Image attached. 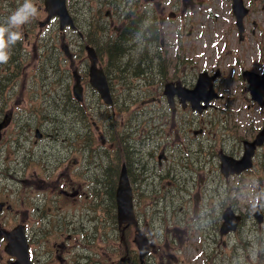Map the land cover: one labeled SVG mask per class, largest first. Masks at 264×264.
Here are the masks:
<instances>
[{"label":"flooded vegetation","instance_id":"obj_1","mask_svg":"<svg viewBox=\"0 0 264 264\" xmlns=\"http://www.w3.org/2000/svg\"><path fill=\"white\" fill-rule=\"evenodd\" d=\"M179 1L182 0H67L75 27L60 30L56 18L49 26L66 42L60 45L55 41L59 44L54 49L55 59L62 69L58 89L78 84L83 96L91 98L98 95L89 85L90 58L83 40L95 48L101 66L107 60L100 49L102 44L119 37L120 27L126 29L122 39H130L136 58L143 63L150 93L147 101L135 105L139 141L146 149L143 166L144 173L149 175L146 190L162 191L156 203L164 222L170 218L186 226L183 231L178 227L172 231L165 228L163 237H183L182 252L196 255L209 240L210 246L216 239L233 234H220L222 208L221 204L214 207L210 192L213 185L241 188L245 184L236 181L254 168L252 164L245 173L221 177L218 154L222 151L239 158L244 144L250 145L264 132V123L260 129L251 127L248 134L241 135L239 119L220 107L218 99L198 113L202 104L195 105L177 94L172 97L174 101L168 102L156 93L161 87L160 78L177 69L163 53L165 38L174 39L177 44L182 42L187 15L179 9ZM41 14L45 16L43 9ZM77 68L81 72L77 73ZM243 88L248 91L247 86ZM35 105L17 101L9 106L20 117L12 119L10 114L5 115L0 139V264H169L163 260L169 248L167 241L161 242L152 235L146 237V251L125 248L111 259L95 261L104 249L102 239L87 234L85 229H91L102 213L87 204V193L94 189L93 201L98 205L97 191L101 192L103 186L100 181L88 178L85 171L84 120H63L64 136L57 138L48 126L33 123ZM254 105L250 103L247 108ZM219 111L226 113L221 115ZM215 129L224 133L223 141L213 139ZM72 137L78 139V152H72ZM215 174L219 182H215ZM194 189L198 192L192 194ZM144 210H149V206H144ZM15 225L22 226L23 240L18 250L8 253L4 231H11ZM189 235L192 237L185 242ZM217 257L216 253L205 251L203 264H215L221 260Z\"/></svg>","mask_w":264,"mask_h":264},{"label":"rangeland","instance_id":"obj_2","mask_svg":"<svg viewBox=\"0 0 264 264\" xmlns=\"http://www.w3.org/2000/svg\"><path fill=\"white\" fill-rule=\"evenodd\" d=\"M249 1L250 0H243L244 3ZM185 2H187V0H185ZM194 7L196 10L189 17L193 22H196L193 36L196 38L194 40H198L199 71L206 70L213 72L217 68L222 70V76L218 81V85H223L225 89L238 93V97L240 98V110L239 113L235 115L239 119L240 134L246 135L249 133L251 127L259 128L261 126L262 120L259 115H264V107L262 112L258 110L256 106L248 109L243 99L244 94L241 93L243 81L239 77L241 70L240 64H243L246 68H253L257 71L258 64L254 57L255 53H244L243 57L241 55L227 57L225 54L226 47L230 45L231 41V50L239 47L241 51L235 27L236 18L231 12V0H195ZM207 13L214 16L212 17ZM253 16L255 18L254 20L259 25L256 28V34H259L258 45H262L264 56V11L262 13H253ZM32 45L33 43L31 41V46ZM218 50L222 54V59L218 57ZM223 103L228 108V113L233 115V104L227 99L224 100ZM103 136L109 138L110 134L104 132ZM254 170H256V167L249 172L242 181H236L245 184L246 188H240L241 190L239 191L228 187L232 197H240L236 205L243 211L248 208H251V211H253L255 209V203L259 199L264 203V178L260 172L255 175ZM258 177L261 178L260 181ZM215 178L219 177L216 175ZM258 185H260V190H257ZM220 188H222V186H220ZM197 192L198 191L194 189L191 193L194 194ZM218 199L219 198H216V201H218Z\"/></svg>","mask_w":264,"mask_h":264},{"label":"water","instance_id":"obj_3","mask_svg":"<svg viewBox=\"0 0 264 264\" xmlns=\"http://www.w3.org/2000/svg\"><path fill=\"white\" fill-rule=\"evenodd\" d=\"M44 8L47 12L48 18L45 22L40 23V25L48 23V21L50 20L51 17L56 16V17H58L60 29H63L67 25H71L74 27L71 16H70L68 9H67V6H66V0H44ZM101 75H103V74L101 73ZM251 77L252 78H250V80H249L251 92H252L254 98L260 99L262 97L261 95L264 94V77L258 76V78H257L256 75H253ZM89 81H91L92 85L100 91L103 100L106 103H109L110 99H107V98H109V93H108V88H107L108 86L106 84L104 75L100 78L101 83L99 82V84H98V77L95 74V72L90 73ZM254 83H255V85H254ZM169 88H171V85L166 87L165 94L168 97H171L167 92V90ZM75 89H76V86H74L72 88V93H74V91H76ZM209 90H212L211 89V78L207 77L206 80H202L200 82L199 86H197L195 89L191 90L189 92V95H191V96L196 95L197 96L198 99L195 102H200L201 100L204 101L205 102L204 108H206L208 106V102L211 99H213L214 97H216V94L214 92L212 94L213 96L209 95L210 94ZM259 143L260 144L262 143V137L261 136H258L253 141H251L250 146L249 145L246 146V152L243 156V157H245L246 160L244 159L242 164H241L240 160H235L231 156L221 155L220 156V168H221L222 173L224 175H228V173H229L228 167H233V166L239 167V165H234V164L239 163V164L243 165V164L247 163L248 157H249V155H251L253 147ZM249 148H250V150H249ZM230 172L233 173V171H230ZM115 197H116V209H117L118 220L120 222H123V223H131L134 219L133 211H132V200H131L132 199V192L130 191L129 181H128L127 175H126L124 170H122L120 175H119V180H118V183H117V186L115 189ZM258 215H259L258 213H254V217L259 222L260 218H258ZM222 218H223V220H222L221 228H220V231L222 234L226 233L227 231L236 230L238 223L240 221V216L238 214H236L230 207H227L223 211ZM6 236L8 239L7 247L9 248V250L10 251L16 250L20 244L16 241V239L18 237L22 238L21 229L19 227H16L13 231L9 232Z\"/></svg>","mask_w":264,"mask_h":264},{"label":"trees","instance_id":"obj_4","mask_svg":"<svg viewBox=\"0 0 264 264\" xmlns=\"http://www.w3.org/2000/svg\"><path fill=\"white\" fill-rule=\"evenodd\" d=\"M30 20L32 21L33 29H35L36 25L34 21L32 19ZM123 45L124 44L122 42H117V44H113V47L120 48ZM108 49L113 54L112 72L115 75L120 74V76L125 77L130 72L133 73L138 70H144L145 72V69L142 66L143 63L139 59H137L134 54H130L127 60H123L121 58V52L113 51L112 46H110ZM133 51L135 52L134 48ZM129 52L130 50H128V54ZM2 65H4V63H2ZM71 115V117H75L73 116V114ZM62 117L68 118L65 113L62 115ZM111 123L113 127L105 125V127L102 129V131L110 134V139L108 137H104L102 134L106 143L97 152L98 156L94 157L95 162L93 165V168L95 170L94 176H96V179L102 183V189L107 188L105 193L108 201H102L101 206H103L106 211L103 219L108 221L109 223H111V219L115 216L113 191L115 189L117 171L120 167V164L122 162H125L126 159V165L128 166H126L127 172H130L131 176L134 177V180H137L140 184L144 181H146L147 183V176H143L144 157L134 150L133 146L130 144V139L126 136H123L118 130L121 122L118 119L114 118L111 120ZM116 136L117 138L114 139ZM133 137L135 138V136ZM110 143H112L111 148L109 147ZM97 145H99V141L97 142L94 139V143L92 144V146L97 147ZM139 166L142 168H139ZM99 193L103 194L104 191H97V194Z\"/></svg>","mask_w":264,"mask_h":264},{"label":"clouds","instance_id":"obj_5","mask_svg":"<svg viewBox=\"0 0 264 264\" xmlns=\"http://www.w3.org/2000/svg\"><path fill=\"white\" fill-rule=\"evenodd\" d=\"M36 14L37 9L32 0H23L22 5L7 17L5 24L0 25V63H6L9 60V46L22 38L18 29Z\"/></svg>","mask_w":264,"mask_h":264},{"label":"bare ground","instance_id":"obj_6","mask_svg":"<svg viewBox=\"0 0 264 264\" xmlns=\"http://www.w3.org/2000/svg\"><path fill=\"white\" fill-rule=\"evenodd\" d=\"M122 47V46H121ZM115 67V66H114ZM219 104V103H218ZM133 153V152H132ZM177 168V167H176Z\"/></svg>","mask_w":264,"mask_h":264}]
</instances>
